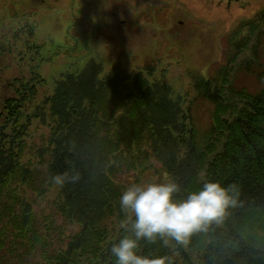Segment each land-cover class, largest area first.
<instances>
[{
    "label": "trees",
    "instance_id": "obj_1",
    "mask_svg": "<svg viewBox=\"0 0 264 264\" xmlns=\"http://www.w3.org/2000/svg\"><path fill=\"white\" fill-rule=\"evenodd\" d=\"M228 42L226 64L214 65L209 76L189 73L190 100L175 96L148 62L106 69L91 58L64 73L32 112L44 78L33 72L12 79L0 102V264H115L111 247L124 235L120 196L130 184L163 174L181 185V195L205 181L242 190V203L222 225L177 249L183 258L176 255V264H264V84L255 93L236 86L228 66L248 49L260 61L264 11L237 25ZM258 76L264 81V71ZM228 91L241 106L226 101ZM199 99L214 106L205 129L193 112ZM33 117L48 123L50 133L39 151L45 186L31 198L35 168L21 157ZM65 171L80 172V180L62 188L51 182ZM51 188L57 196L48 208L41 200ZM143 252L170 254L159 244Z\"/></svg>",
    "mask_w": 264,
    "mask_h": 264
},
{
    "label": "rangeland",
    "instance_id": "obj_2",
    "mask_svg": "<svg viewBox=\"0 0 264 264\" xmlns=\"http://www.w3.org/2000/svg\"><path fill=\"white\" fill-rule=\"evenodd\" d=\"M39 1L0 0V102L10 93L6 87L12 79L37 72L44 82L38 85V95L29 112L53 92L64 73L82 69L91 58L102 62L106 69L119 64L132 70L151 63L156 71L164 73L175 96L190 100L195 91L189 73L209 76L214 65L226 64L230 56L229 34L241 22L264 11V0H235L230 4L227 0ZM112 11L119 13V19H113ZM255 41L254 37L250 43ZM249 52H242L237 62L229 63L230 80L255 93L264 84L258 76L264 71V42L260 61H253ZM225 97L229 103H243L232 92ZM213 109L210 102L197 100L193 112L201 128L209 127ZM49 133L48 123L32 118L21 157L23 163L35 168V180L28 189L31 198L45 186V167L39 151ZM160 176L154 175L147 182L168 178ZM45 195L41 205L50 208L57 188ZM177 253L182 259L183 254ZM189 253L196 262L197 254Z\"/></svg>",
    "mask_w": 264,
    "mask_h": 264
},
{
    "label": "clouds",
    "instance_id": "obj_3",
    "mask_svg": "<svg viewBox=\"0 0 264 264\" xmlns=\"http://www.w3.org/2000/svg\"><path fill=\"white\" fill-rule=\"evenodd\" d=\"M80 178L78 171L50 177L61 188ZM181 193V185L171 178L132 183L123 191L119 205L124 235L111 247L115 264H176L177 249L187 247L194 235L222 225L231 210L242 203V190L235 183L205 181L199 190ZM157 244L169 249L170 254L152 256L143 252L145 246Z\"/></svg>",
    "mask_w": 264,
    "mask_h": 264
},
{
    "label": "flooded vegetation",
    "instance_id": "obj_4",
    "mask_svg": "<svg viewBox=\"0 0 264 264\" xmlns=\"http://www.w3.org/2000/svg\"><path fill=\"white\" fill-rule=\"evenodd\" d=\"M133 0H82V3H132ZM235 1V0H233ZM231 1V3L233 2ZM40 3H47L48 1L47 0H40L39 1ZM51 3H58V0H52ZM138 3V1H137ZM141 3H144V1H142ZM227 3H228V0H227ZM113 13V19H119V13L116 12V11H112Z\"/></svg>",
    "mask_w": 264,
    "mask_h": 264
},
{
    "label": "water",
    "instance_id": "obj_5",
    "mask_svg": "<svg viewBox=\"0 0 264 264\" xmlns=\"http://www.w3.org/2000/svg\"><path fill=\"white\" fill-rule=\"evenodd\" d=\"M231 1H233V0H228V4H230V3H231Z\"/></svg>",
    "mask_w": 264,
    "mask_h": 264
}]
</instances>
